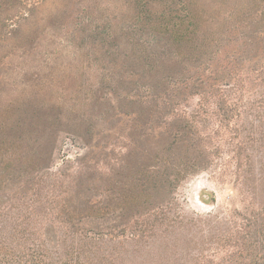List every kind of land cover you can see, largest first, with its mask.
<instances>
[{
  "label": "rangeland",
  "instance_id": "1",
  "mask_svg": "<svg viewBox=\"0 0 264 264\" xmlns=\"http://www.w3.org/2000/svg\"><path fill=\"white\" fill-rule=\"evenodd\" d=\"M27 3L24 18L0 16L5 201L39 183L77 202L85 229L161 217L183 261L206 234L179 221L252 219L220 166L264 179V0Z\"/></svg>",
  "mask_w": 264,
  "mask_h": 264
},
{
  "label": "trees",
  "instance_id": "2",
  "mask_svg": "<svg viewBox=\"0 0 264 264\" xmlns=\"http://www.w3.org/2000/svg\"><path fill=\"white\" fill-rule=\"evenodd\" d=\"M27 2L0 0V16L7 10L8 20L28 16ZM220 169L233 177L238 193L248 198L252 219L238 225L233 220L231 228L222 226L223 218L217 213L189 223L179 221L178 232L194 228L206 234L204 240L203 236L196 240L201 247L196 246L192 254L186 252L184 261L181 252L177 254L167 244L171 231L163 218L146 220L138 215L130 226L85 229L83 222L91 216L79 212L77 202L51 192L41 197L40 184L32 183L27 195L16 194L6 201L0 196V264H214L207 253L264 264V179L253 177V167L247 164H224ZM2 184L0 179V190ZM29 184V180L19 181V188ZM109 217L113 216H94Z\"/></svg>",
  "mask_w": 264,
  "mask_h": 264
}]
</instances>
